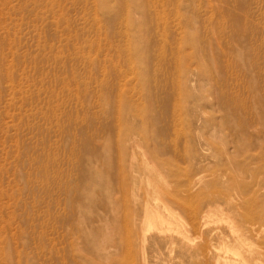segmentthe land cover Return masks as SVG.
I'll return each instance as SVG.
<instances>
[{
  "label": "rangeland",
  "instance_id": "obj_1",
  "mask_svg": "<svg viewBox=\"0 0 264 264\" xmlns=\"http://www.w3.org/2000/svg\"><path fill=\"white\" fill-rule=\"evenodd\" d=\"M0 264H264V0H0Z\"/></svg>",
  "mask_w": 264,
  "mask_h": 264
},
{
  "label": "bare ground",
  "instance_id": "obj_2",
  "mask_svg": "<svg viewBox=\"0 0 264 264\" xmlns=\"http://www.w3.org/2000/svg\"><path fill=\"white\" fill-rule=\"evenodd\" d=\"M158 217V216H157Z\"/></svg>",
  "mask_w": 264,
  "mask_h": 264
}]
</instances>
